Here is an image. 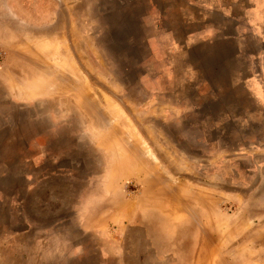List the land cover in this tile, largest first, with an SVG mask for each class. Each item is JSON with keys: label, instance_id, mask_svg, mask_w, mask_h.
Masks as SVG:
<instances>
[{"label": "rangeland", "instance_id": "obj_1", "mask_svg": "<svg viewBox=\"0 0 264 264\" xmlns=\"http://www.w3.org/2000/svg\"><path fill=\"white\" fill-rule=\"evenodd\" d=\"M194 14L0 0V264H264L256 43H185Z\"/></svg>", "mask_w": 264, "mask_h": 264}, {"label": "crops", "instance_id": "obj_2", "mask_svg": "<svg viewBox=\"0 0 264 264\" xmlns=\"http://www.w3.org/2000/svg\"><path fill=\"white\" fill-rule=\"evenodd\" d=\"M185 1L198 10V16L186 20L190 29L185 43H256L247 49L259 71L253 70L249 79H255L256 73L264 79V0ZM260 90L253 86L255 95H260Z\"/></svg>", "mask_w": 264, "mask_h": 264}, {"label": "flooded vegetation", "instance_id": "obj_3", "mask_svg": "<svg viewBox=\"0 0 264 264\" xmlns=\"http://www.w3.org/2000/svg\"><path fill=\"white\" fill-rule=\"evenodd\" d=\"M219 45V43H216V46H218ZM236 46V45H235ZM228 47V46H227ZM227 47H224V49L221 47V49H223L224 50V55H225V57H226V60H228L229 58H228V56H227V50H230V49H226ZM230 47H232V46H230ZM237 47V46H236ZM217 51H218V49H217ZM237 51V50H236ZM230 56L232 57V58H236V56H234V53L231 51V53H230ZM230 57V58H231ZM237 60V59H236ZM229 63V62H228ZM236 63V61L235 62H233V63H229V65H232L233 64V66H234V68L238 65V63H236V65H234ZM232 66V67H233ZM226 69L228 70V68L226 67Z\"/></svg>", "mask_w": 264, "mask_h": 264}, {"label": "built area", "instance_id": "obj_4", "mask_svg": "<svg viewBox=\"0 0 264 264\" xmlns=\"http://www.w3.org/2000/svg\"><path fill=\"white\" fill-rule=\"evenodd\" d=\"M2 58H3V54H2V52L0 51V63H1V61H2Z\"/></svg>", "mask_w": 264, "mask_h": 264}]
</instances>
